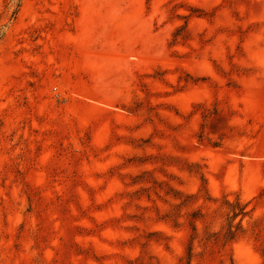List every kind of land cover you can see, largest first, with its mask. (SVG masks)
<instances>
[{
    "label": "rangeland",
    "instance_id": "rangeland-1",
    "mask_svg": "<svg viewBox=\"0 0 264 264\" xmlns=\"http://www.w3.org/2000/svg\"><path fill=\"white\" fill-rule=\"evenodd\" d=\"M0 264H264V0H0Z\"/></svg>",
    "mask_w": 264,
    "mask_h": 264
},
{
    "label": "bare ground",
    "instance_id": "bare-ground-1",
    "mask_svg": "<svg viewBox=\"0 0 264 264\" xmlns=\"http://www.w3.org/2000/svg\"><path fill=\"white\" fill-rule=\"evenodd\" d=\"M116 64V63H115ZM116 66H117V64H116Z\"/></svg>",
    "mask_w": 264,
    "mask_h": 264
}]
</instances>
